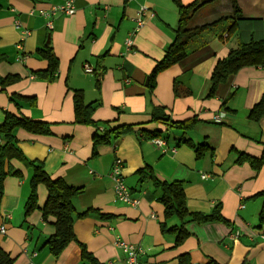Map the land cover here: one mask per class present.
Here are the masks:
<instances>
[{"label":"crops","instance_id":"obj_1","mask_svg":"<svg viewBox=\"0 0 264 264\" xmlns=\"http://www.w3.org/2000/svg\"><path fill=\"white\" fill-rule=\"evenodd\" d=\"M74 1V15L47 17L43 12L63 0H0V78H21L0 88V126L8 113L51 125L50 135L17 129V145L27 161L42 163L51 178L84 189L74 200L78 213L92 208L104 216L76 217L78 240L101 264H127L116 245L118 238L144 248L141 260L151 264H180L185 254L192 264H264V197L259 195L264 191V166L257 170L241 159L264 153V117L259 122L249 118L264 97V66L242 68L215 91L211 81L218 62L242 42L264 40V0H236L238 20L232 0L202 5L188 28L228 20L190 40L187 56L158 74L155 88L150 74L176 39L179 11L174 1ZM181 1L188 5L194 0ZM141 7L148 9L145 24L134 34ZM24 30L30 35L23 37ZM47 45L59 59L54 78L39 75L48 63L38 50ZM86 64L91 73L85 71ZM75 90L94 104L93 118L101 134L109 129L107 122L111 127L132 125L134 132L101 146L94 156L95 127L75 123ZM157 114L164 119L155 120ZM220 114L217 123L214 117ZM194 119L198 123L190 130L178 126ZM143 130L159 133L157 138L166 145H156ZM204 143L209 149L197 157L196 149ZM117 158L123 161L126 185L140 201L136 207L116 199L110 172ZM10 164L20 176L9 175L2 183L0 228L6 233H0V245L14 264H90L76 242L58 258L53 256L45 244L54 227L43 220L40 209L28 217L25 213L34 168L18 159ZM146 168L162 182H182L191 211L211 214L219 208L227 222H187L190 236L176 246L175 236L161 228L165 215L160 191L150 179L139 181L137 172ZM38 198L43 207V185Z\"/></svg>","mask_w":264,"mask_h":264},{"label":"trees","instance_id":"obj_2","mask_svg":"<svg viewBox=\"0 0 264 264\" xmlns=\"http://www.w3.org/2000/svg\"><path fill=\"white\" fill-rule=\"evenodd\" d=\"M179 11V25L176 30V39L172 45L166 50L164 58L159 61L152 73L150 74V86L155 88L156 77L164 70L170 68L176 63L180 62L187 56L186 46L190 40L195 38L202 31L217 26L228 18H221L212 24H207L201 27L188 28L189 21L193 15L202 6L200 0H194L191 4L185 5L181 0H173ZM234 19L241 18V9L232 0ZM236 23V22H235ZM235 26L232 27V29ZM40 57L47 61L48 69L44 74L50 75L54 78L59 69V59L54 50L47 45L43 49H39ZM249 66H264V40L250 42H242L236 49L232 50L230 55L220 60L212 74V89L215 91L222 83L227 81L228 78L235 75L239 70ZM21 80L17 74H10L0 78V88L5 89ZM178 85L175 84V88ZM21 97V96H19ZM13 99V96H12ZM30 100L31 103L35 98H25ZM74 110H75V123L79 125H88L95 127V134L93 136V155H98L99 148L103 145L110 144L113 140H118L124 135L134 132L132 125H120L111 127L109 125L107 132L101 134L99 132L98 123L94 120L93 114L95 106L93 103H86L83 91H74ZM264 117V97L257 103L251 110L249 118L252 121L259 122ZM155 120L164 119L162 115H153ZM198 123L197 120H192L182 125L184 130H190ZM171 124V122H170ZM176 124V123H175ZM173 123V125H175ZM19 128L25 129L28 132L37 135H50L51 125L44 121L34 120L28 117H18L11 113L6 115L3 124L0 126V136L3 139V144L0 148V199L3 194L2 183L9 175L20 176L19 171L13 170L11 161L18 159L25 162L34 168V173L31 178V194L26 203L25 213L26 217L30 216L33 211L40 209L41 216L45 222H49L54 227V233L47 239L46 246L50 252L58 258L65 249L73 242H76L81 247L82 258L89 261L90 264H101L82 244L74 230L76 217L82 218L89 215H96L104 217L98 210L87 209L84 212L78 213L74 200L84 193L82 187H75L70 185L63 178H51L45 171L42 163L27 161L22 151L18 147L15 131ZM149 139L157 138L160 134H148ZM209 149L208 144H201L197 149V157H201ZM241 159H247L251 166L255 169H260L264 166V153L261 158L248 157L241 155ZM139 181L143 182L145 179L152 180L154 186L160 191L158 200L164 206L165 219L161 223L162 231L166 234H173L175 236V245L179 246L185 239L190 236L189 231L185 228L187 222L207 223L212 221L227 222L221 213V209L217 208L213 213L207 214L203 212L191 211L187 205V198L185 194L184 184L182 182H162L158 180L151 168L141 169L138 172ZM43 185L47 190V198L43 207L38 206V187ZM264 197V191L259 194ZM177 219L180 224L175 226H168L169 222ZM260 221L264 224V205L260 214ZM180 264H192L188 255H182L179 258ZM0 264H14V258L6 252L0 245ZM207 264H219L214 260L209 261ZM249 264V263H244Z\"/></svg>","mask_w":264,"mask_h":264},{"label":"built area","instance_id":"obj_3","mask_svg":"<svg viewBox=\"0 0 264 264\" xmlns=\"http://www.w3.org/2000/svg\"><path fill=\"white\" fill-rule=\"evenodd\" d=\"M76 5L74 0H63L62 3L60 4H55L52 5L51 9L48 12H43V14L47 17H52L56 14H65V15H74L76 13ZM147 8L146 7H141L138 15L136 17V22H137V28L134 32V34L138 33L142 27L145 24V15L147 13ZM152 17L155 16L154 13L151 14ZM17 28H20V24H16ZM50 29H53V23L52 21L48 22L47 25ZM23 37L29 36L30 32L27 30H24L22 32ZM126 45L128 49H130L133 46V38L129 37L126 40ZM21 47V45H20ZM85 71L87 73H91L93 70L90 65H85ZM222 115H216L214 117L215 122H221ZM152 141L158 145V146H164L166 145V141L162 138H154ZM3 144V139L0 136V145ZM122 168H123V161L119 158H117L114 162V165L112 167V170L110 172V177L112 178L114 182V193L116 196V199L119 200L120 202H123L127 205L130 206H138L140 201L138 198L134 197L132 195V192L130 188L126 185L123 174H122ZM204 178H207V175L203 176ZM0 233L5 234L6 229L4 226L0 228ZM116 245L123 250V252L126 255V262L127 264H151L149 262H143L141 260V256L145 254L144 248L125 241L122 238H118L116 241ZM36 255V254H35ZM29 264H33L32 262Z\"/></svg>","mask_w":264,"mask_h":264},{"label":"water","instance_id":"obj_4","mask_svg":"<svg viewBox=\"0 0 264 264\" xmlns=\"http://www.w3.org/2000/svg\"><path fill=\"white\" fill-rule=\"evenodd\" d=\"M213 0H200V3L202 4V5H204V4H208V3H210V2H212Z\"/></svg>","mask_w":264,"mask_h":264},{"label":"rangeland","instance_id":"obj_5","mask_svg":"<svg viewBox=\"0 0 264 264\" xmlns=\"http://www.w3.org/2000/svg\"><path fill=\"white\" fill-rule=\"evenodd\" d=\"M38 200H39V198H38Z\"/></svg>","mask_w":264,"mask_h":264}]
</instances>
